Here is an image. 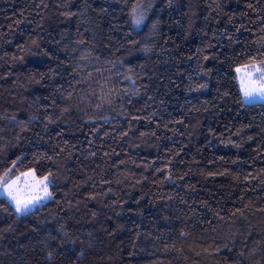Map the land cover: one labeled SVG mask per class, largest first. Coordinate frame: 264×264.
<instances>
[{"label": "trees", "instance_id": "obj_1", "mask_svg": "<svg viewBox=\"0 0 264 264\" xmlns=\"http://www.w3.org/2000/svg\"><path fill=\"white\" fill-rule=\"evenodd\" d=\"M262 62L264 0H0V176L52 193L0 264H264Z\"/></svg>", "mask_w": 264, "mask_h": 264}, {"label": "snow or ice", "instance_id": "obj_2", "mask_svg": "<svg viewBox=\"0 0 264 264\" xmlns=\"http://www.w3.org/2000/svg\"><path fill=\"white\" fill-rule=\"evenodd\" d=\"M133 12H135V9ZM141 21L142 18H137L134 23L138 26ZM236 72L240 74V92L242 93L240 102L254 103L256 101H264V67L256 64L245 65L243 68H237ZM9 172H11V169L5 172L3 176H0V196L7 197L9 202L15 205L17 212L25 213L31 211L40 202L42 198L39 195L32 194L36 192L38 187H42L43 191L50 195L47 193V184L43 181L30 184L27 180L21 181L20 176H17L15 180H10L8 179ZM23 175L27 177L33 174L24 173ZM44 180L47 181V177Z\"/></svg>", "mask_w": 264, "mask_h": 264}, {"label": "rangeland", "instance_id": "obj_3", "mask_svg": "<svg viewBox=\"0 0 264 264\" xmlns=\"http://www.w3.org/2000/svg\"><path fill=\"white\" fill-rule=\"evenodd\" d=\"M239 75H240V74L237 73L238 80H239V84H240ZM240 87H241V84H240ZM245 103H247V102H245ZM254 103H264V101H256V102H254ZM247 104H252V103H247ZM26 173H31V174H33V175H29V176L25 177V176L23 175V174H24V173H23V174L20 175L21 181L27 180L28 183H30V184L35 183V182L43 181L44 183L47 184V193L50 194V195H47V194L43 191L42 187H38V188L36 189V192H35V193H32V194L39 195L42 199L40 200V202H39L38 204H36L35 207H33V208L31 209V211H28V212H25V213H19V212H17V211H16V208H15V205H14L13 203L10 202V203L12 204V206L14 207L15 211H16L19 215H26V214H29V213L33 212L34 210H36L37 208H39V207H41V206L47 204L48 202H50V201L52 200L51 181H50V179L47 177V181H45V180H44L45 177H44V178H39V177L37 176V174H36L34 171H29V172H26ZM33 176H34V179H33ZM15 179H16V178H14L13 180H15ZM21 186H23V185H21ZM2 197H5V196H2ZM5 198H7V197H5Z\"/></svg>", "mask_w": 264, "mask_h": 264}, {"label": "crops", "instance_id": "obj_4", "mask_svg": "<svg viewBox=\"0 0 264 264\" xmlns=\"http://www.w3.org/2000/svg\"><path fill=\"white\" fill-rule=\"evenodd\" d=\"M238 82H239V80H238ZM241 88V87H240Z\"/></svg>", "mask_w": 264, "mask_h": 264}]
</instances>
